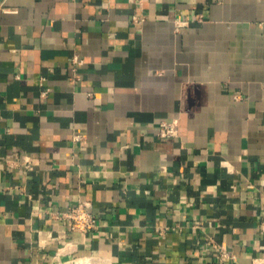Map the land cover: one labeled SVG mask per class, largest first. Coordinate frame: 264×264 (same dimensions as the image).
<instances>
[{"label": "crops", "instance_id": "obj_1", "mask_svg": "<svg viewBox=\"0 0 264 264\" xmlns=\"http://www.w3.org/2000/svg\"><path fill=\"white\" fill-rule=\"evenodd\" d=\"M0 1V264H264V0Z\"/></svg>", "mask_w": 264, "mask_h": 264}, {"label": "built area", "instance_id": "obj_2", "mask_svg": "<svg viewBox=\"0 0 264 264\" xmlns=\"http://www.w3.org/2000/svg\"><path fill=\"white\" fill-rule=\"evenodd\" d=\"M6 7L3 5V1H0V10H5ZM142 19V15L133 14L132 20L139 21ZM185 21L177 20L175 21L176 26L182 25ZM76 61V59H75ZM43 93L46 92L42 91ZM176 119H162L158 125V135L164 137H174L177 134V124ZM73 139H79L80 134L74 133L72 135ZM26 161V160H25ZM61 216L68 218L70 220V226L73 230L87 231L94 228L97 224V218L94 213L90 210V201L86 199H79L77 203L72 204L65 210L61 211ZM220 257L228 256V252L221 249L219 253Z\"/></svg>", "mask_w": 264, "mask_h": 264}]
</instances>
